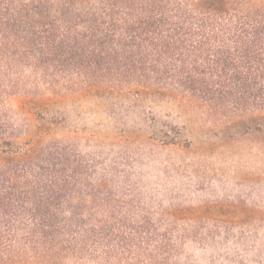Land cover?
I'll return each instance as SVG.
<instances>
[{"label":"trees","instance_id":"1","mask_svg":"<svg viewBox=\"0 0 264 264\" xmlns=\"http://www.w3.org/2000/svg\"><path fill=\"white\" fill-rule=\"evenodd\" d=\"M39 84L169 93L264 131V0H0V264H167L169 232L73 144L18 141L8 102Z\"/></svg>","mask_w":264,"mask_h":264},{"label":"rangeland","instance_id":"2","mask_svg":"<svg viewBox=\"0 0 264 264\" xmlns=\"http://www.w3.org/2000/svg\"><path fill=\"white\" fill-rule=\"evenodd\" d=\"M60 85L11 96L18 141L73 144L104 191L133 203L135 221L147 214L169 232L167 264H264V131L254 122L169 93Z\"/></svg>","mask_w":264,"mask_h":264}]
</instances>
